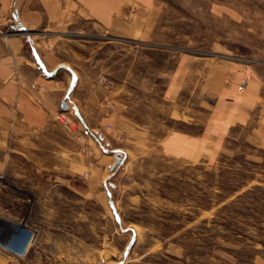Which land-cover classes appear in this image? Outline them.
Wrapping results in <instances>:
<instances>
[{
  "label": "rangeland",
  "instance_id": "rangeland-1",
  "mask_svg": "<svg viewBox=\"0 0 264 264\" xmlns=\"http://www.w3.org/2000/svg\"><path fill=\"white\" fill-rule=\"evenodd\" d=\"M160 2L151 46L118 42L90 20L70 18L61 26L62 60L83 79L130 81L133 99L147 109L163 97L165 81L157 76L168 69L164 53L157 51L151 64L147 53H198L252 72L264 100V0ZM136 47L141 52L132 58ZM74 116L59 120L69 121L74 134L54 121L44 136L24 127L4 135L7 124L0 121V229L12 231L0 235V264H264L258 253L250 263L233 253L243 244L263 249L264 145L249 129H234L214 156L190 161L167 157L160 136L132 132L118 149L100 142L111 157L98 166L88 145L93 136ZM115 155L122 163L113 170ZM229 205L235 229L245 233L242 243L213 238L231 233L212 222L227 216L222 209Z\"/></svg>",
  "mask_w": 264,
  "mask_h": 264
},
{
  "label": "crops",
  "instance_id": "crops-1",
  "mask_svg": "<svg viewBox=\"0 0 264 264\" xmlns=\"http://www.w3.org/2000/svg\"><path fill=\"white\" fill-rule=\"evenodd\" d=\"M161 8L160 0H0V121L7 124L4 135L14 136L24 127L44 136L54 121L61 127L60 114L72 110L85 132L101 131L110 143L105 146L112 149L135 132L140 137L160 136L167 157L190 161L214 156L237 128L249 129V137L264 145V100L257 79L231 62L205 59L198 53L149 49L153 51L146 55L149 64L159 51L166 56L168 69L157 76L165 81L163 97L148 101L145 109L144 102L133 99L130 81L114 85L107 77L83 79L62 60L61 26L70 18L90 20L118 42L151 46L146 42L155 39ZM131 52L133 58L141 51L136 47ZM131 66L135 67V59ZM242 80L246 85L239 91ZM104 98L115 104L114 110L100 105ZM63 102L69 104L68 111L62 108ZM156 114L164 116V124L176 121V126L160 125ZM254 116L258 117L257 127L252 125ZM90 138L92 160L102 166L111 156L105 154L100 141Z\"/></svg>",
  "mask_w": 264,
  "mask_h": 264
},
{
  "label": "trees",
  "instance_id": "trees-1",
  "mask_svg": "<svg viewBox=\"0 0 264 264\" xmlns=\"http://www.w3.org/2000/svg\"><path fill=\"white\" fill-rule=\"evenodd\" d=\"M259 188V187H257ZM243 196L245 197L246 194H243ZM231 205L229 206H225L223 207L222 210H228L225 211L227 214V216H222V220H213V224H220L222 225L223 229L230 231V234H220L218 232H216L215 234H213V238H218V237H222L225 241H229L232 243H242L241 241V237H243L245 235V233L243 232V230L240 232V230L235 229V226L233 224V219L235 218V215L232 214V209H231ZM242 216L245 218L246 214H242ZM261 236H264L263 233L260 234ZM240 236V237H239ZM259 243H261V245L263 246L262 250H258L256 248H254L253 244H243L242 248L238 251H234V255L237 258L238 261L242 262H252L254 260V258L256 257L257 253L262 255L264 257V240H259ZM245 255L249 256L248 260H242Z\"/></svg>",
  "mask_w": 264,
  "mask_h": 264
},
{
  "label": "built area",
  "instance_id": "built-area-1",
  "mask_svg": "<svg viewBox=\"0 0 264 264\" xmlns=\"http://www.w3.org/2000/svg\"><path fill=\"white\" fill-rule=\"evenodd\" d=\"M12 32H15V33H17V34H22L23 32H18V31H16V30H14V31H12ZM8 34H11V32H7ZM103 81H105L106 82V84L108 85V86H110V82L106 79V78H104L103 79ZM245 85H246V80H242V82H241V84H240V86L238 87V90L239 91H242V90H244V87H245ZM100 105L103 107V108H105L106 110H108V111H112V110H114L115 109V104H113L112 102H110L107 98H104V99H102L101 101H100ZM64 118V114H60L59 116H58V119L60 120V119H63ZM61 123V122H60ZM61 125L64 127V129L65 130H67L70 134H74L75 132L73 131V129H72V127H71V123L69 122V121H65V120H63L62 121V123H61ZM108 128H110V126H108ZM85 140H86V136H84V135H81V138H80V141H82V142H85ZM87 149V147H84V151ZM92 164V163H91ZM2 178L0 177V180H1ZM2 182H3V180H1ZM18 253H20V254H24V252H23V248L22 249H19L18 248Z\"/></svg>",
  "mask_w": 264,
  "mask_h": 264
},
{
  "label": "water",
  "instance_id": "water-1",
  "mask_svg": "<svg viewBox=\"0 0 264 264\" xmlns=\"http://www.w3.org/2000/svg\"><path fill=\"white\" fill-rule=\"evenodd\" d=\"M16 15H17V18H18V13H16ZM11 28L14 29L15 28L14 25H11ZM62 108L64 110H67L68 109V104L66 102H63L62 103ZM92 136L95 139H97L98 141H100L102 143H105L107 146H110V143H109L107 137L101 131H98V130L92 131ZM121 163H122V158L120 156L115 155V164L113 165V170H116ZM4 226H7V225H4ZM1 233L2 234H0V235L5 236V238H7L10 235V233H12V231H10V228H8L6 233H4V231H2ZM15 244L16 243H14L13 245H15Z\"/></svg>",
  "mask_w": 264,
  "mask_h": 264
},
{
  "label": "bare ground",
  "instance_id": "bare-ground-1",
  "mask_svg": "<svg viewBox=\"0 0 264 264\" xmlns=\"http://www.w3.org/2000/svg\"><path fill=\"white\" fill-rule=\"evenodd\" d=\"M76 73V72H75ZM46 79V78H45ZM69 105V104H68ZM70 108V107H69ZM66 111V110H65ZM72 111V110H71ZM63 112H64V110H63ZM75 112V111H74ZM69 113V112H68ZM72 113H73V111H72ZM71 121H72V119H71ZM78 124V123H77ZM76 124V125H77ZM75 126H74V124H73V128H74ZM76 131V130H75ZM0 226H2L3 227V225H2V223L0 224ZM2 227H0V228H2ZM2 232V230L0 229V233Z\"/></svg>",
  "mask_w": 264,
  "mask_h": 264
}]
</instances>
